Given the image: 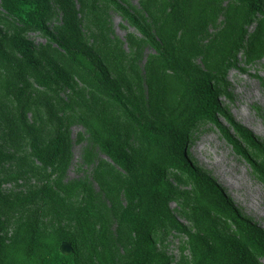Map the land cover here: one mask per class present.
Returning <instances> with one entry per match:
<instances>
[{
  "label": "rangeland",
  "instance_id": "obj_1",
  "mask_svg": "<svg viewBox=\"0 0 264 264\" xmlns=\"http://www.w3.org/2000/svg\"><path fill=\"white\" fill-rule=\"evenodd\" d=\"M119 1L158 36L157 31L166 19L167 10L162 7L164 0ZM199 1L205 0H198L192 13L197 10L196 14L200 11L207 16L204 24L192 27L197 33V43L191 63L202 70H212L214 74L217 62L227 53L226 42L239 39L238 22H233L232 17L245 12L236 0H221L219 6L206 2L202 11ZM74 2L79 10V1ZM50 3L52 9L47 23L57 33L63 24V13L57 0H50ZM102 11H105L108 28L105 34L115 39L111 43H118L122 52L119 60L112 62V71L130 107L133 105L143 111L149 121L165 119L155 99L170 100L177 94L180 89L176 77L162 68L154 48L119 11L113 7H103ZM78 18L86 43H102L97 20L89 9L80 10ZM261 19L258 13L248 16L241 46L234 51L233 58L231 54L227 57L237 66H226L227 85L220 84L219 88L228 90L230 96L221 92L218 99L235 121L264 142V47L253 48L249 43ZM12 24L0 9V34L11 29ZM22 34L36 49L56 52L39 31L23 28ZM5 64L0 61V111L5 116L0 136L13 139L15 144L18 143L15 140L21 143L16 145L14 157L0 165V216L3 221L0 239L3 245L12 243L20 223H28L32 232L36 227L38 237L44 238L46 244L52 243L57 233L72 237V241L63 243L78 251L80 264H121L126 255L121 244L124 231L119 229L114 202H119L120 206L125 203L123 192L117 186L126 180L127 173L100 149L85 122L96 115H105L108 125L135 153L141 143L134 123L120 107L91 88L82 74H73L79 98L66 86L44 84L39 72L25 70L17 59ZM24 117L27 123L37 126L42 139L50 140L55 134L64 138L60 155L53 165L43 166L33 158L26 145L28 137L21 130ZM186 138L190 160L222 188L243 216L264 232V183L249 163L207 119L190 122ZM249 153L261 161L258 152L249 150ZM167 175L168 181L179 191L178 196L168 201L170 213L177 222L195 231L189 218V206L197 202L193 186L186 176L171 169ZM219 226L225 234L233 232V227L223 218L219 219ZM152 235L157 250L169 257L170 264H191L193 258L184 232L160 222ZM16 248L0 252V264H39L38 248L23 245ZM258 261L264 264V258L258 257Z\"/></svg>",
  "mask_w": 264,
  "mask_h": 264
},
{
  "label": "trees",
  "instance_id": "obj_2",
  "mask_svg": "<svg viewBox=\"0 0 264 264\" xmlns=\"http://www.w3.org/2000/svg\"><path fill=\"white\" fill-rule=\"evenodd\" d=\"M78 1L79 10L74 0H57L63 13V24L56 33L47 23L52 9L50 0H0V9L13 23L11 29L0 34V61L7 65L17 59L25 70L39 72L44 84L66 86L79 98L73 74H82L91 88L120 107L134 123L141 143L135 153L108 125L105 115H96L85 122L100 149L127 173L126 180L117 186L123 192L125 203L120 206L119 202H114L119 229L124 231L121 244L126 255L121 264H170L169 257L157 250L153 240V229L160 222H166L188 236L193 258L191 264H260L258 257L264 258L263 230L243 216L222 188L190 160L186 151V131L188 124L196 119L211 121L264 183V142L235 121L218 99L221 92L230 96L228 90L219 89L220 84L227 85L224 78L226 66H237L227 57L231 54L233 58L234 51L241 46L245 34L243 26L252 14H261L262 19L250 35V46L264 47V0H236L245 12L232 17L233 22H238L236 33H239V39L226 42L227 53L223 50L214 74L212 70H202L191 63L197 43V33L192 27L204 24L207 16L200 11L196 14L197 10L192 13L191 9L198 0H164L162 7L167 10L166 19L157 31L158 36L119 0ZM220 1H199L200 9H204L206 2L219 6ZM103 7L119 11L154 48L162 68L170 70L176 77L180 89L177 94L170 100L155 99L165 119L149 121L143 111L133 105L130 107L118 79L113 75L112 62L119 60L122 52L118 43H111L115 39L105 34L108 28ZM85 8L97 20L98 37L102 43L87 44L83 39L78 12ZM23 28L39 31L56 52L52 53L47 48L36 49L34 43L22 34ZM4 117L0 111V126L5 122ZM21 124L33 158L43 166L53 165L60 155L64 138L55 134L50 140L42 139L37 126L27 123L25 117ZM13 141L0 136V165L14 157L16 145L21 141L15 140L17 144ZM249 150L258 152L261 161L252 157ZM169 169L186 176L196 193L197 202L189 206V218L195 231L177 222L170 213L168 201L178 196L179 191L168 181ZM220 218L233 227V232L225 234L221 231ZM2 228L0 216V231ZM33 229L32 232L28 223H20L11 244L4 246L0 239V252L23 245L38 248L39 264H80L76 249L69 253L59 249L61 242L72 241V237L57 233L52 243L46 244L44 238L38 237L36 227Z\"/></svg>",
  "mask_w": 264,
  "mask_h": 264
},
{
  "label": "water",
  "instance_id": "obj_3",
  "mask_svg": "<svg viewBox=\"0 0 264 264\" xmlns=\"http://www.w3.org/2000/svg\"><path fill=\"white\" fill-rule=\"evenodd\" d=\"M60 250L65 252V253H69V252H71L72 249L70 248L68 243H63L62 242Z\"/></svg>",
  "mask_w": 264,
  "mask_h": 264
}]
</instances>
